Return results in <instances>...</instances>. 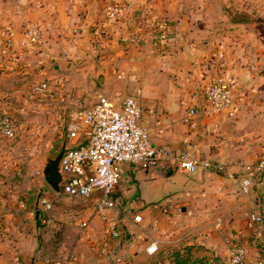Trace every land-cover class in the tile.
I'll return each mask as SVG.
<instances>
[{"label": "crops", "instance_id": "0c3cea01", "mask_svg": "<svg viewBox=\"0 0 264 264\" xmlns=\"http://www.w3.org/2000/svg\"><path fill=\"white\" fill-rule=\"evenodd\" d=\"M109 2L0 0V109L23 111L31 96L65 113L90 106L97 98L90 97V76L99 63L106 81L97 92L134 96L152 144L173 155L191 149L211 167L187 174L165 159L148 169L124 163L111 194L115 207L105 210L111 218H101L96 196L70 198L87 200L72 211L78 218H40L46 237L62 240L48 262L36 259V213L41 198L56 194L39 186L38 197L21 195L8 183L15 147L0 136V264H231L233 243L245 248L247 264L264 262V235L250 220L264 218V174L247 191L241 186L264 153V70L249 68L255 57L264 67V45L256 48L253 34L212 32L205 17L180 16L169 0H126L110 23ZM31 23L39 30L35 43L25 33ZM215 77L233 83V117L206 104ZM83 95L89 100L79 105ZM190 107L195 126L185 122ZM151 242L154 254L146 252Z\"/></svg>", "mask_w": 264, "mask_h": 264}, {"label": "built area", "instance_id": "2783aa9c", "mask_svg": "<svg viewBox=\"0 0 264 264\" xmlns=\"http://www.w3.org/2000/svg\"><path fill=\"white\" fill-rule=\"evenodd\" d=\"M126 0H110L105 14L110 23L119 20L123 13ZM103 26H97L93 35L99 38ZM26 37L31 43L39 39V30L33 23L26 26ZM7 43L12 35L7 37ZM47 85L41 84L40 90ZM206 104L213 114L224 112L233 117L235 113V93L233 83L222 77L213 78L205 90ZM11 109H0V136L13 139L17 135L15 118ZM196 114L194 107H190L185 116V122H191ZM141 108L134 96L109 97L99 94L90 106H82L69 111L67 125V139L78 141L69 146L64 153L60 170L63 177L60 195L68 198H92L96 196V210L101 218H111L105 214L106 209L115 207L111 194L120 184L122 165L134 164L142 169H148L161 160H168L177 170L183 173H193L201 166L210 168L211 162L193 155L191 149H184L173 155L151 143L146 126L140 122ZM264 174V153L258 158L254 166L248 168L247 174L241 180V186L247 191L253 184L255 177ZM51 206L46 198L40 200V210ZM139 220V216L134 217ZM251 222L255 226V233L264 235V218L261 214H252ZM107 230L113 232L114 222L106 221ZM157 251L155 242H151L146 252L154 254ZM231 264H247L246 250L238 243L230 247ZM18 264V262H16ZM258 264H264L261 260Z\"/></svg>", "mask_w": 264, "mask_h": 264}, {"label": "rangeland", "instance_id": "374dc122", "mask_svg": "<svg viewBox=\"0 0 264 264\" xmlns=\"http://www.w3.org/2000/svg\"><path fill=\"white\" fill-rule=\"evenodd\" d=\"M169 3L178 10L180 16L189 15L192 18L191 15L194 14L195 17H205L210 26H213L212 32L216 30V33L224 37L230 34L240 37H243V34H253L256 45L254 46L258 48L264 45V0H169ZM254 60L250 65L248 64L249 68L259 74L264 67L257 63L258 58L255 57ZM98 67L102 68L96 63L90 76L93 89L89 92L92 93L90 95L92 98L101 93L97 92L101 87L96 79ZM67 72V70L63 71L65 75ZM88 98V95L80 96L79 105L87 102ZM44 103L39 100V96H31L29 102H25L23 111L17 109L11 111L15 118L17 135L7 140L12 147H15L16 161L5 178L9 184H14L15 188H18L21 195L29 192L33 197H38L41 193L38 190L39 186L49 188L41 176L44 158L53 155L60 148L67 132L69 113H65L61 107L50 108ZM67 143L72 146L78 141L67 139ZM46 198L51 206L43 211V218H78L79 215L72 211L78 210L76 208L83 206L84 201H87L70 199L62 195H48ZM36 237L38 247L44 245L50 251L55 250L60 241L45 239L39 233Z\"/></svg>", "mask_w": 264, "mask_h": 264}, {"label": "water", "instance_id": "95a60500", "mask_svg": "<svg viewBox=\"0 0 264 264\" xmlns=\"http://www.w3.org/2000/svg\"><path fill=\"white\" fill-rule=\"evenodd\" d=\"M96 79L101 85L105 84L106 76L104 75L103 69L100 67H98L96 71ZM66 149L67 134H65L60 148L53 155L45 156L41 168V176L43 180L56 195H60L61 192L63 177L61 175L60 164Z\"/></svg>", "mask_w": 264, "mask_h": 264}, {"label": "trees", "instance_id": "16d2710c", "mask_svg": "<svg viewBox=\"0 0 264 264\" xmlns=\"http://www.w3.org/2000/svg\"><path fill=\"white\" fill-rule=\"evenodd\" d=\"M43 211L42 210H38L37 213H36V218H38L39 221H37V227H38V233L41 234V237H44L45 239H59V243L57 244V248L55 250H49L48 248H46L44 245L43 246H40L38 247L39 249V252L36 256V259L37 260H47L48 262L50 261V258L54 257L55 256V253L61 243V239L58 238L56 235L55 236H52L50 238H46L45 236V230H46V227L44 226L45 224H41L40 223V218H43ZM40 239V237H39Z\"/></svg>", "mask_w": 264, "mask_h": 264}]
</instances>
